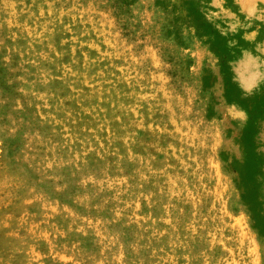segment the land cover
<instances>
[{"label":"rangeland","instance_id":"rangeland-1","mask_svg":"<svg viewBox=\"0 0 264 264\" xmlns=\"http://www.w3.org/2000/svg\"><path fill=\"white\" fill-rule=\"evenodd\" d=\"M0 264H264V0H0Z\"/></svg>","mask_w":264,"mask_h":264}]
</instances>
